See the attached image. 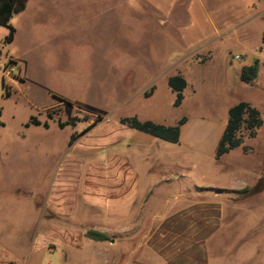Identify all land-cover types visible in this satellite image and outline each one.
Instances as JSON below:
<instances>
[{"label":"rangeland","instance_id":"obj_1","mask_svg":"<svg viewBox=\"0 0 264 264\" xmlns=\"http://www.w3.org/2000/svg\"><path fill=\"white\" fill-rule=\"evenodd\" d=\"M10 25V43L0 26V264H95L82 235L92 224L86 199L68 187L48 193L63 157L83 159L81 145L66 149L70 136L120 117L165 126L185 117L205 130L208 122L224 126L237 103L257 109L263 121L254 137L219 161L134 130L130 141L158 142L153 156L167 159L165 175L181 176L156 187L159 204L182 189L213 195L258 176L253 188L230 196L257 195L254 223L264 229V0H28ZM258 60L257 78L241 82V68ZM177 73L188 87L174 107L167 78ZM31 117L41 124L27 127ZM71 120L72 128L58 126ZM247 133L243 124L239 135ZM58 203L62 212L54 211ZM252 222L244 217L236 229Z\"/></svg>","mask_w":264,"mask_h":264},{"label":"crops","instance_id":"obj_2","mask_svg":"<svg viewBox=\"0 0 264 264\" xmlns=\"http://www.w3.org/2000/svg\"><path fill=\"white\" fill-rule=\"evenodd\" d=\"M121 118L124 117L112 121L110 128L107 126L110 122L103 121L81 132L72 144L69 142L73 135L70 136L66 149L70 151L81 145L85 150L83 159L71 162L63 157L56 166L48 193L57 197L68 187L70 195L86 199L92 224L85 226L82 235L84 247L94 257L95 264H264V229L254 223L260 221L253 210L257 195L242 201L230 196L253 188L260 178L255 176L253 184L237 189L216 190L213 195H207L206 189L199 193L203 187L182 189L173 199L159 204L154 194L156 187L180 181L181 177L176 172L170 178L166 176L163 166L167 159L153 156L158 143L155 139L169 142L154 137V140L144 138L142 143L132 142L133 129L121 124ZM225 125L214 129L215 124L208 122L204 130L186 118L180 126L178 143L169 144L215 159ZM248 138L243 137V142ZM243 148L250 151L248 146ZM155 168H158L156 173ZM161 171L160 179L143 180V176ZM59 203L53 207L55 212H62ZM244 217L253 220L252 224L243 230L236 229ZM229 221L234 227L230 233L227 232ZM89 230L106 234L108 240L86 238L84 234ZM120 245L127 247L124 254L108 255Z\"/></svg>","mask_w":264,"mask_h":264},{"label":"trees","instance_id":"obj_3","mask_svg":"<svg viewBox=\"0 0 264 264\" xmlns=\"http://www.w3.org/2000/svg\"><path fill=\"white\" fill-rule=\"evenodd\" d=\"M28 0H0V26H4L7 28L8 35L5 38L6 43H10L13 40L14 28L10 25V19L13 15L18 14L26 8ZM264 42V35H263ZM258 61H255L253 65L244 66L240 70V78L239 80L243 83L250 84L255 78L258 76ZM168 87L174 92L176 95L175 100L173 101L174 107H179L181 104L183 96V91L186 88V81L181 75H172L167 78ZM152 92H146L145 96H150ZM50 118V117H49ZM185 117L180 119L175 126H165L156 123H152V121L145 120L140 121L136 117H124L120 119L121 124H125L130 127V129L140 131L146 134L152 135V137L161 139L163 141L177 144L180 136V126L185 122ZM260 114L259 111L249 104L245 102L237 103L228 109V120H226V125L224 128V132L222 134L220 142L216 147L215 151V159L219 161V159L228 153L230 150L234 148L240 147L243 142V137L239 135V131L241 126L244 124V128L247 130L248 137H254L255 131L258 127L261 126ZM76 120H71L68 123L58 122L59 127L64 126H74ZM40 125L41 122L37 120L35 117H31L28 124ZM0 125L3 126L0 121ZM43 126L47 129L48 124L43 122ZM79 135H73L70 138L69 144H72L73 141ZM248 191L247 188L235 192L236 195L244 194ZM85 237L94 241H104L108 240V237L104 233H100L97 231L89 230L85 234Z\"/></svg>","mask_w":264,"mask_h":264},{"label":"built area","instance_id":"obj_4","mask_svg":"<svg viewBox=\"0 0 264 264\" xmlns=\"http://www.w3.org/2000/svg\"><path fill=\"white\" fill-rule=\"evenodd\" d=\"M236 59H238V57H236Z\"/></svg>","mask_w":264,"mask_h":264}]
</instances>
